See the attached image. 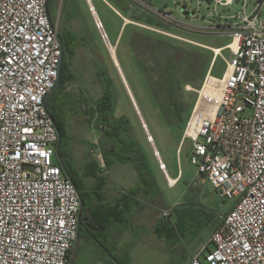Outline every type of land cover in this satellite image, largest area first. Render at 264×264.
Segmentation results:
<instances>
[{"label": "built area", "instance_id": "obj_1", "mask_svg": "<svg viewBox=\"0 0 264 264\" xmlns=\"http://www.w3.org/2000/svg\"><path fill=\"white\" fill-rule=\"evenodd\" d=\"M191 1L214 5V18L218 6L239 2ZM247 1L224 25L207 27L232 40L209 47L212 64L183 132L201 180L235 199L211 234L205 262L203 248L187 264H264V0L251 13ZM49 5L0 0V264H73L80 232L81 196L58 160L59 131L46 106L63 58ZM218 57L226 62L219 76L212 74Z\"/></svg>", "mask_w": 264, "mask_h": 264}, {"label": "rangeland", "instance_id": "obj_2", "mask_svg": "<svg viewBox=\"0 0 264 264\" xmlns=\"http://www.w3.org/2000/svg\"><path fill=\"white\" fill-rule=\"evenodd\" d=\"M110 1L92 0L94 13L87 0H50V13L59 32L64 36L70 31L77 41L73 56L67 55L74 79L64 85V90L87 97L86 101L76 100L66 105L69 140L71 136L76 142L97 139L104 146V131L98 128L96 117L85 111L95 107L96 100L105 94L109 85L116 99L114 115L129 119V131L139 141L145 158L157 163L162 171L153 148L157 146L172 176L182 170V177L174 186H168L159 176L160 189L170 202H174L172 218L180 217L178 226L174 227L176 236L171 241L153 236L151 242L135 245L130 259L110 264H186L201 248L204 251L200 259L205 262V255L214 248L210 241L214 219L218 216L219 224L221 216L231 209L235 199L221 198L209 182L197 185L202 182L190 159L191 143L188 140L180 143L198 99L196 89L202 85L212 64L213 51L209 47L225 46L232 40L226 33L208 32L207 27L213 21L224 25L230 20L228 15L242 9L243 0L229 10L218 6L221 15L218 18L213 17L214 5L208 2L199 6L191 0H128L133 5L124 13ZM247 3V13L253 12L256 0ZM95 16L101 20V29L113 44L110 45L114 47V54L109 51V44H106ZM220 30H224L223 27ZM159 40L179 47L171 65L161 61L162 55L157 47ZM223 54L227 59L232 56L230 49H225ZM225 67V60L218 57L212 74L221 75ZM172 70L179 80L173 93L167 84ZM172 98L183 107L179 125L174 123L177 120L171 114ZM145 127L154 137V143L149 141ZM73 150L80 168L83 157L79 148ZM103 160L105 162L104 157ZM78 173L81 178L86 176L85 172ZM209 207L214 211L207 209Z\"/></svg>", "mask_w": 264, "mask_h": 264}, {"label": "crops", "instance_id": "obj_3", "mask_svg": "<svg viewBox=\"0 0 264 264\" xmlns=\"http://www.w3.org/2000/svg\"><path fill=\"white\" fill-rule=\"evenodd\" d=\"M88 4L91 10V4ZM68 142L70 159L76 162L73 150L75 147L79 148L83 157L79 162L80 168L77 162H73L74 168L86 173L83 178L79 174L80 194L83 196L80 195V232L71 250L73 264H110L112 261L119 263L120 260L131 258L130 253L135 245L147 244L152 241L153 236L166 237L170 241L176 236L174 227L178 226L180 219L177 215V218H172L174 202H170L160 189L159 176L161 175V181L172 186L169 184V178L175 179L177 184L182 177L181 169L174 177L166 164L165 170L160 171L159 165L148 159L149 164L145 166V170L151 178L146 182L147 189L133 191L140 183L139 161L136 158L118 159L116 151L109 149L112 143L101 146L97 139L91 142H76L71 136ZM153 148L155 150V147ZM157 149L156 146L157 157L159 158L160 154L161 161L165 163L160 150L158 152ZM103 153H106L109 165H106L101 157ZM197 177L202 182L197 185L207 183L201 180L198 173ZM166 209H171L169 217L163 216ZM207 209L214 211L210 207ZM213 224L212 232L218 226V216ZM201 250L202 248L199 249ZM190 260L191 258L187 263Z\"/></svg>", "mask_w": 264, "mask_h": 264}, {"label": "trees", "instance_id": "obj_4", "mask_svg": "<svg viewBox=\"0 0 264 264\" xmlns=\"http://www.w3.org/2000/svg\"><path fill=\"white\" fill-rule=\"evenodd\" d=\"M110 2L114 3V5L120 9L122 12L127 13L130 9V5L133 3L128 0H111ZM148 3V2H146ZM149 4V3H148ZM60 38L63 44V58L62 64L60 66L59 80L56 87L48 94L46 98V106L48 112L54 119L56 127L58 131L62 135V141L59 145V155L64 161V167L62 170L65 173V170L70 175V178L75 183L79 193H80V176L78 171L74 168L73 162L70 159V155L67 151V143L70 139V134L67 128V118L65 115L66 105L72 104L77 101H86L87 97L83 94L76 95L70 91L64 90V85L69 82L71 79H74V75L71 71L69 57L73 56L75 52V46L77 45V41L74 38V34L70 31H66L63 36L60 33ZM158 51L161 52V61L169 63L171 65V61L173 60L174 54L179 50L177 45L171 43H165L161 40L157 41ZM192 59V58H191ZM189 63H190V59ZM175 65H172V67ZM179 82L176 73L173 72L168 76L167 84L170 87L169 91L173 93L176 88L177 83ZM110 82H108L109 84ZM116 103V99L114 94L111 92V88L108 85V88L99 99L95 102V107L85 112L88 115H93L97 119V126L101 131H104V137L106 139V143L104 146H108L109 143H112L111 149L112 151H116L117 155H119L118 159L126 160V159H137L139 161V174H140V183L133 189V191H139L140 189L146 190V182L150 180L151 176L145 170V166H148V160L145 158V155L141 151L140 143L137 139H135L130 131H129V119L121 116L116 117L114 115V104ZM171 105L173 109H171V114L176 118L175 124H178L183 116V107L181 103L177 102L175 99H171ZM172 122V121H170ZM179 125V124H178ZM103 157L105 159L106 165L110 164L109 159L106 156V153H103ZM66 174V173H65ZM154 180V179H151ZM82 194V193H81ZM80 194V195H81ZM83 196V194H82ZM177 211V210H176ZM180 219V217H179ZM120 262V261H119Z\"/></svg>", "mask_w": 264, "mask_h": 264}, {"label": "bare ground", "instance_id": "obj_5", "mask_svg": "<svg viewBox=\"0 0 264 264\" xmlns=\"http://www.w3.org/2000/svg\"><path fill=\"white\" fill-rule=\"evenodd\" d=\"M87 2L91 4V10L93 9L92 11L94 12L95 9H94V6H93V4H92V0H87ZM94 13H95V12H94ZM95 15H96V14H95ZM95 18L98 19V17H96V16H95ZM101 31H102V33H105V31H103L102 29H101ZM105 42H106V44H109V47H108L109 51L112 52V54H114V47H113L112 45H110L111 42L109 41V39L106 38V41H105ZM116 63H117V62H116ZM117 68H118V70H119V65H118V64H117ZM120 70H121V68H120ZM120 70H119V71H120ZM120 72H121V71H120ZM128 92H129V91H128ZM129 96H130V98H131L132 104H134L133 106L135 107L136 103H135V101H134V98L131 96L130 93H129ZM135 109H137V108L135 107ZM145 131L147 132V136H148L149 141H150V142H154L153 136L149 134V131L147 130L146 127H145ZM153 145H155V144H153ZM154 147H155V155L157 156V153H156V146H154ZM157 150H158V149H157ZM158 152H159V150H158ZM159 159H161L160 154H159ZM161 164H162V166H161ZM161 164H160L161 169L165 170V168H166L165 163H163V162L161 161ZM169 181H170L172 184H174L176 180H175V179H169Z\"/></svg>", "mask_w": 264, "mask_h": 264}, {"label": "water", "instance_id": "obj_6", "mask_svg": "<svg viewBox=\"0 0 264 264\" xmlns=\"http://www.w3.org/2000/svg\"><path fill=\"white\" fill-rule=\"evenodd\" d=\"M93 10V9H92ZM94 14V13H93ZM96 21H100L101 22V20L98 18H96ZM103 26H101V28H102ZM100 28V27H99ZM100 28V29H101ZM102 32V31H101ZM102 36H103V38H104V40L106 41V38L108 39V37H107V34L106 33H102ZM61 141H62V135H61V133L59 132V141H58V144H57V149H56V154H57V157H58V160H59V162H60V164H61V166L62 167H64V161H63V159L61 158V156L59 155V145H60V143H61ZM155 151V150H154ZM158 158V157H157ZM159 159V158H158ZM159 162L161 163V159H159ZM65 173H66V176L67 177H69L70 178V175L68 174V172L65 170Z\"/></svg>", "mask_w": 264, "mask_h": 264}]
</instances>
